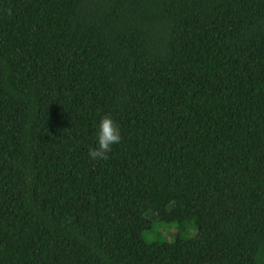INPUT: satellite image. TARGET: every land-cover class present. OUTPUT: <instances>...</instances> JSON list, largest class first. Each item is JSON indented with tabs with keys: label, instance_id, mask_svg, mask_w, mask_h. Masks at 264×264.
<instances>
[{
	"label": "trees",
	"instance_id": "1",
	"mask_svg": "<svg viewBox=\"0 0 264 264\" xmlns=\"http://www.w3.org/2000/svg\"><path fill=\"white\" fill-rule=\"evenodd\" d=\"M0 264H264V0H0Z\"/></svg>",
	"mask_w": 264,
	"mask_h": 264
},
{
	"label": "clouds",
	"instance_id": "2",
	"mask_svg": "<svg viewBox=\"0 0 264 264\" xmlns=\"http://www.w3.org/2000/svg\"><path fill=\"white\" fill-rule=\"evenodd\" d=\"M122 131L111 115L105 114L96 131V146L90 148L88 156L92 160H106L113 146L122 142Z\"/></svg>",
	"mask_w": 264,
	"mask_h": 264
},
{
	"label": "rangeland",
	"instance_id": "3",
	"mask_svg": "<svg viewBox=\"0 0 264 264\" xmlns=\"http://www.w3.org/2000/svg\"><path fill=\"white\" fill-rule=\"evenodd\" d=\"M149 218L154 222H158V217L154 213L149 215ZM159 234L163 235L161 239H163L164 241H172L177 236L176 225H166L158 223L154 226V231L145 234V239L147 241H154V239ZM188 235L192 237L196 236L195 228L189 229Z\"/></svg>",
	"mask_w": 264,
	"mask_h": 264
}]
</instances>
